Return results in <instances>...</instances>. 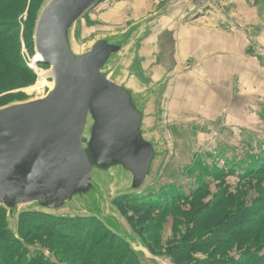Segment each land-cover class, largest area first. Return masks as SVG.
Listing matches in <instances>:
<instances>
[{"label": "rangeland", "instance_id": "obj_1", "mask_svg": "<svg viewBox=\"0 0 264 264\" xmlns=\"http://www.w3.org/2000/svg\"><path fill=\"white\" fill-rule=\"evenodd\" d=\"M40 1L0 9L2 24L19 23L20 63L27 69L20 63L12 70L0 67V102H8L0 109L44 98L52 88L50 67L30 59L38 60L35 26L50 0ZM207 1L102 0L74 24L69 39L77 55L105 38L122 44L109 78L131 91L143 110V133L154 151L151 170L138 190L112 168L94 176V197L82 204L57 211L34 204L18 205L12 214L6 210L14 243L7 251L0 248V263H15L16 252L21 260L15 264H172L168 249L192 231L186 216L191 205L198 196L208 203L229 187L237 205L248 211L245 234L192 255L189 262L264 264V170L240 178L255 171L254 165L264 168V0H219L192 14L190 8ZM157 22H162L159 33ZM140 58L147 66L150 61L151 70L162 68L156 83L160 70L157 77L145 74ZM133 79L141 87L134 88ZM173 189L178 191L173 203L143 208L146 222L137 228L115 206L124 194L154 204L160 192ZM37 213L68 220L73 236L35 228ZM88 219L98 224L84 227ZM85 231L90 233L80 243ZM201 236L195 233L188 243Z\"/></svg>", "mask_w": 264, "mask_h": 264}, {"label": "water", "instance_id": "obj_2", "mask_svg": "<svg viewBox=\"0 0 264 264\" xmlns=\"http://www.w3.org/2000/svg\"><path fill=\"white\" fill-rule=\"evenodd\" d=\"M101 1L50 0L39 14L40 60L33 63L50 67L52 88L44 98L0 109V205L10 214L18 205L57 211L82 204L94 197L96 175L112 168L138 190L151 170L143 110L109 78L122 44L105 38L78 55L70 46L74 24Z\"/></svg>", "mask_w": 264, "mask_h": 264}, {"label": "trees", "instance_id": "obj_3", "mask_svg": "<svg viewBox=\"0 0 264 264\" xmlns=\"http://www.w3.org/2000/svg\"><path fill=\"white\" fill-rule=\"evenodd\" d=\"M22 1L24 5L26 0H0V9H4L5 11H14L17 8H13L12 6L18 5L19 3L22 4ZM42 1L44 0H41L40 2ZM40 4L38 5L37 9L40 7ZM34 22L35 17L33 21H31V25H29L28 27L27 35L30 37V39H32L33 35L32 33ZM2 23L3 22H0V67L12 70L10 69V66L18 67L20 63V42L18 34L19 23L17 19L16 23H10L8 25ZM32 41L30 42L32 43ZM30 59L31 61H35L33 57H31ZM40 65L43 64L40 63ZM19 67L20 69L27 71V69L21 63ZM5 101L6 100L3 99L0 103L2 105L8 103ZM254 166L255 171H252L250 169L245 175H240V178H244L250 174H256V172H259V170H264L263 167L259 168L257 167L258 165ZM229 189V187H226L218 196H216L208 203L203 202V197H197L196 202L191 205V208L186 215L189 223L192 224L190 237L188 238V240H184L187 243L184 242L175 244L167 251V256L171 260L172 264H231L226 262H203L201 260H197L194 263L189 262L192 255L204 254L209 249L224 245L229 239H239L245 234L244 229L249 225L248 211L243 206L237 205L233 194L231 192H228ZM173 190L174 191H172V193L167 191H163L162 193L160 192L158 197H156L157 202L154 204H152L153 202L150 198H148L150 199V201L147 199H140L141 201H137L140 197L125 198L124 194L117 199L115 206L119 210L120 214L126 218L128 224L132 228H137L138 226L146 222V219L143 218V208H150L152 206H170L173 203L172 199L174 195H177L178 192L175 189ZM129 212L131 213L129 214ZM6 214V209L0 205V236H2V238L0 239V248L3 249L2 251H7L14 243V240L9 236L6 230L8 226ZM35 217L37 219L36 223L33 224L35 228H42L46 230L53 229L57 231L59 230L57 232V235H60L62 237H67L70 235L73 236L74 232H72V229L74 226L68 223V220L53 219L52 217H49L44 213H37ZM46 217H49L51 219H48ZM86 221L87 223H85L84 227L95 222L94 219H88ZM95 223L98 224V222ZM89 233L90 232L88 231L82 233L86 236L80 240V243L84 242ZM195 233L203 234V236L193 242L188 243ZM110 242L113 243L112 241ZM14 256H17L15 257L16 262H20L21 255H17L15 252ZM15 263L13 262V264ZM27 264L37 263L29 261ZM246 264L253 263L249 262Z\"/></svg>", "mask_w": 264, "mask_h": 264}, {"label": "crops", "instance_id": "obj_4", "mask_svg": "<svg viewBox=\"0 0 264 264\" xmlns=\"http://www.w3.org/2000/svg\"><path fill=\"white\" fill-rule=\"evenodd\" d=\"M229 22L231 23L232 21L231 20H229ZM158 23V22H157ZM156 23V25L154 26V27H156L157 29H156V31H155V33H159L160 31H158L159 29L161 30V28H162V22L161 23H158L157 24ZM238 32H239V30H238ZM237 33V32H236ZM240 33V32H239ZM240 35V34H239ZM148 43H149V41H147L145 44H144V46H146L147 47V45H148ZM237 48H239V47H237ZM237 48H236V50H237ZM235 57H238V56H236L235 55ZM117 58V57H116ZM115 58V59H116ZM145 58V57H144ZM149 59H151V58H149ZM134 60V59H133ZM145 60H142L141 58L139 59V62H138V67H139V65H140V68H142V69H140L141 71H144V73L145 74H147V72H148V70L150 71L149 72V75H151V76H155V77H157V75H158V73L155 71V70H160V75L158 76V78H156V80H155V83H156V81L159 79V77H162L163 76V73H162V68L160 67H155V69L154 70H151L150 68H151V64H150V61H149V64H148V66H147V63H143ZM133 62V61H132ZM131 62V63H132ZM157 62H158V60L156 61V66H159V64L157 65ZM141 63H142V65H141ZM112 65V64H111ZM153 71H155V72H153ZM149 81H150V79H148ZM132 83H133V85L135 86L134 88H138V87H141V82L138 80V79H133L132 80ZM209 86V85H208ZM139 90V89H138Z\"/></svg>", "mask_w": 264, "mask_h": 264}, {"label": "built area", "instance_id": "obj_5", "mask_svg": "<svg viewBox=\"0 0 264 264\" xmlns=\"http://www.w3.org/2000/svg\"><path fill=\"white\" fill-rule=\"evenodd\" d=\"M219 0H208L207 2L198 5L196 7L190 8V11L192 12L193 15H198V12L203 10L205 7L213 6L216 3H218Z\"/></svg>", "mask_w": 264, "mask_h": 264}, {"label": "bare ground", "instance_id": "obj_6", "mask_svg": "<svg viewBox=\"0 0 264 264\" xmlns=\"http://www.w3.org/2000/svg\"><path fill=\"white\" fill-rule=\"evenodd\" d=\"M36 57H37V59H38V60H40V57H39V55H38V54H36Z\"/></svg>", "mask_w": 264, "mask_h": 264}]
</instances>
